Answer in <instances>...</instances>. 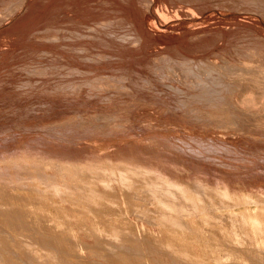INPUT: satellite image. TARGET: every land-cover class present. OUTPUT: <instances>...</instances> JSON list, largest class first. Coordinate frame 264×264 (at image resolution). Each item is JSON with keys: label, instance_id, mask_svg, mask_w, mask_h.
<instances>
[{"label": "rangeland", "instance_id": "obj_1", "mask_svg": "<svg viewBox=\"0 0 264 264\" xmlns=\"http://www.w3.org/2000/svg\"><path fill=\"white\" fill-rule=\"evenodd\" d=\"M0 87L1 139L92 136L93 121H59L94 105L127 134L150 126L164 151L264 182V0H0ZM211 231L190 247L199 260L245 264Z\"/></svg>", "mask_w": 264, "mask_h": 264}, {"label": "bare ground", "instance_id": "obj_2", "mask_svg": "<svg viewBox=\"0 0 264 264\" xmlns=\"http://www.w3.org/2000/svg\"><path fill=\"white\" fill-rule=\"evenodd\" d=\"M103 108L59 121H93L95 134L79 140L0 138V264H206L190 247L202 231L212 243L215 223L232 235L228 258L264 264L263 180L164 151L163 135L150 126L127 134Z\"/></svg>", "mask_w": 264, "mask_h": 264}]
</instances>
